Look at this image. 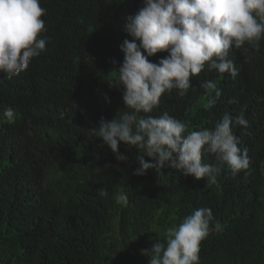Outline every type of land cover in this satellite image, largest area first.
Here are the masks:
<instances>
[{
	"label": "trees",
	"instance_id": "1",
	"mask_svg": "<svg viewBox=\"0 0 264 264\" xmlns=\"http://www.w3.org/2000/svg\"><path fill=\"white\" fill-rule=\"evenodd\" d=\"M40 4L46 50L11 80L0 74V264H148L141 250L200 207L221 225L200 242V264H264V39L258 49L232 48L235 78L205 68L187 95L165 93L151 113L167 111L190 131L243 113L249 127L233 131L251 174L233 177L205 153L204 163L221 167L215 184L167 166L135 175L138 149L119 144L127 161H118L92 129L127 110L122 89L110 87L111 71L123 60L119 45L131 39L126 17L143 0ZM205 79L216 82L218 99L200 88ZM7 107L14 122L3 117ZM102 187L108 197L98 195ZM120 193L127 206L116 202Z\"/></svg>",
	"mask_w": 264,
	"mask_h": 264
},
{
	"label": "clouds",
	"instance_id": "2",
	"mask_svg": "<svg viewBox=\"0 0 264 264\" xmlns=\"http://www.w3.org/2000/svg\"><path fill=\"white\" fill-rule=\"evenodd\" d=\"M45 14L40 0H0V74L7 79L25 71L46 50L50 37L40 35L47 31L41 19ZM125 31L131 39L119 45L123 60L111 71L109 86L122 89V109L127 110H118L111 120L102 117L98 128L92 129L97 138L121 162L127 157L119 152V144L138 149L135 175L158 173L167 166L215 184L221 167L204 163L205 153L214 154L233 177L240 172L250 175L248 149L240 146L233 131L237 126L249 127L243 113L235 117L225 113L212 128L191 131L188 122L167 111L159 116L151 113L163 94L175 89L180 97L187 95L193 88L191 78L205 68L235 78L238 73L230 52L245 43L259 48L264 39V0H143L142 7L126 17ZM157 53L167 55L151 62L149 57ZM199 86L214 99L222 95L214 80L205 79ZM3 117L14 122L13 109L5 108ZM97 191L100 197L109 196L107 188ZM115 199L122 206L128 204L126 193ZM213 222L210 208H197L168 227L164 238H155L141 255L148 264H200V242L208 237L210 226L221 231L219 222Z\"/></svg>",
	"mask_w": 264,
	"mask_h": 264
}]
</instances>
